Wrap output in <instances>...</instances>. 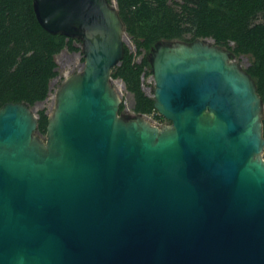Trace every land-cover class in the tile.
I'll list each match as a JSON object with an SVG mask.
<instances>
[{
  "label": "water",
  "instance_id": "water-1",
  "mask_svg": "<svg viewBox=\"0 0 264 264\" xmlns=\"http://www.w3.org/2000/svg\"><path fill=\"white\" fill-rule=\"evenodd\" d=\"M81 43L45 139L26 103L0 108V264H264V102L229 49L158 42L161 128L120 114L126 30L109 0H33Z\"/></svg>",
  "mask_w": 264,
  "mask_h": 264
},
{
  "label": "trees",
  "instance_id": "trees-1",
  "mask_svg": "<svg viewBox=\"0 0 264 264\" xmlns=\"http://www.w3.org/2000/svg\"><path fill=\"white\" fill-rule=\"evenodd\" d=\"M115 5L141 58L136 61L124 45L123 59L111 78L121 80L132 95L136 115L157 112L142 79L152 74L147 60L151 49L165 41L211 40L229 49L234 60L244 58V69L264 102V0H115ZM65 49L81 51V43L45 31L33 0H0V108L17 102L32 108L48 99L51 82L59 74L56 57ZM119 113H124L122 102ZM49 116L45 109L37 112V135H46Z\"/></svg>",
  "mask_w": 264,
  "mask_h": 264
},
{
  "label": "rangeland",
  "instance_id": "rangeland-1",
  "mask_svg": "<svg viewBox=\"0 0 264 264\" xmlns=\"http://www.w3.org/2000/svg\"><path fill=\"white\" fill-rule=\"evenodd\" d=\"M113 4H115V0H112ZM125 45L129 48L131 52H133L136 61H139L141 56H137L136 49L131 40L128 38L127 34L124 37ZM212 42L211 40H209ZM57 64H58V76L57 78L53 79L51 82V94L48 99L43 102H39L35 104L31 109L34 114L37 116V112L41 109H45L49 114L52 113L54 106H55V99H56V92L61 85V83L69 76L79 73L84 68V59L82 51H69L63 50L61 51L57 57ZM235 62L241 65V67L245 68L246 61L244 58L242 59H235ZM143 81V90L147 96L150 98L153 97V88H154V79L152 74L145 75L142 79ZM112 86L116 89L121 102L124 105V116L133 118L136 114L132 111V104H133V97L132 95L126 90L123 82L121 80L113 79ZM146 121L150 122L146 116L143 117ZM165 125H169V122L165 123ZM41 138L45 139V136H40Z\"/></svg>",
  "mask_w": 264,
  "mask_h": 264
},
{
  "label": "built area",
  "instance_id": "built-area-1",
  "mask_svg": "<svg viewBox=\"0 0 264 264\" xmlns=\"http://www.w3.org/2000/svg\"><path fill=\"white\" fill-rule=\"evenodd\" d=\"M160 115L158 112H152L150 114H146V115H142L143 117L146 116L147 119L150 120V124L155 126V127H158V128H161L165 125V122H163L159 116Z\"/></svg>",
  "mask_w": 264,
  "mask_h": 264
}]
</instances>
